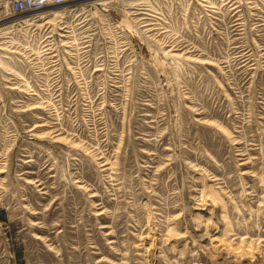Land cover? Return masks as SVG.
Masks as SVG:
<instances>
[{"label": "rangeland", "instance_id": "rangeland-1", "mask_svg": "<svg viewBox=\"0 0 264 264\" xmlns=\"http://www.w3.org/2000/svg\"><path fill=\"white\" fill-rule=\"evenodd\" d=\"M189 1L90 10L42 66L0 28V264H264V0L212 1L210 32Z\"/></svg>", "mask_w": 264, "mask_h": 264}, {"label": "built area", "instance_id": "built-area-1", "mask_svg": "<svg viewBox=\"0 0 264 264\" xmlns=\"http://www.w3.org/2000/svg\"><path fill=\"white\" fill-rule=\"evenodd\" d=\"M177 1V0H175ZM201 1L203 4L204 13L200 15V19L203 18L205 21L206 29H209V32L214 28L217 24V20H219L218 15L220 11L218 7L212 5V1L214 0H196ZM194 0H190V6L193 4ZM181 3L179 2L178 5L174 8H178ZM57 6L64 9V16L60 19H64L65 21L62 22L64 25L59 27L60 33L55 32L54 29H50L49 20H44L43 16H49L48 14H42V11H45L48 7ZM173 6H175L173 4ZM67 10V12L65 11ZM92 10L88 4L86 3H78L77 0H0V23L13 19L14 17H18V21L15 23H7L8 26L16 25L19 27V30H24L22 33L23 36L18 42H11L7 45L10 48V53L15 54L18 58V61L24 65H32V66H42L49 61H55V57L58 56L57 52L52 49L55 39L52 36L54 35H62V36H69L73 37L76 34H83L85 33L90 27H85L87 24L86 18H84L89 11ZM149 12H146L148 15L147 19L152 20L150 24V32H154V35L160 34H167L169 32V25L170 23L165 19L168 17L166 8H160L158 11H153L148 9ZM178 11V10H177ZM188 13V9L186 10ZM27 13H31V15H27V21L22 20L20 15H24ZM53 15V14H50ZM105 15V14H104ZM198 15V13H197ZM38 16L42 17L39 18ZM108 19L103 23V27H107L112 31H117L120 29L118 23H116L115 17L106 14ZM220 16V15H219ZM53 17H56L53 15ZM16 19V18H15ZM40 19L44 20V24H39ZM107 22V23H106ZM6 23V22H5ZM6 25V24H5ZM48 25V27H47ZM77 26L78 28H83L82 31H73L70 29V26ZM42 26V28H40ZM85 27V28H84ZM75 30V29H74ZM92 33L87 34L83 41L80 43V53L87 54L92 50L93 41L92 38L89 37ZM94 35V34H92ZM44 36V37H43ZM43 37V38H42ZM38 38V39H37ZM52 38V40H49ZM39 39H41L39 41ZM72 39V38H71ZM177 39V38H176ZM175 39V40H176ZM74 41L69 40V44H72ZM173 48L188 46L191 47L193 44L185 43L183 44L182 41H173L172 43ZM78 45V44H74ZM74 45L67 46L70 48L71 51H79L74 49ZM193 47V46H192Z\"/></svg>", "mask_w": 264, "mask_h": 264}, {"label": "crops", "instance_id": "crops-1", "mask_svg": "<svg viewBox=\"0 0 264 264\" xmlns=\"http://www.w3.org/2000/svg\"><path fill=\"white\" fill-rule=\"evenodd\" d=\"M94 1V2H93ZM97 1V2H96ZM101 1V2H100ZM77 0V2L78 3H86V4H88V6L92 9V10H97L99 13H101V14H108V15H111V16H116V15H118V13H119V10L121 9V5L123 4V2L124 1H126V0H104V2H103V0ZM117 1V2H116ZM99 2V3H98ZM110 2V3H109ZM49 16H46V17H44L43 16V19L44 20H50V19H52L53 18V16L52 15H50V14H48ZM39 18H42V17H40V16H38ZM43 19H40L41 21H40V23L39 24H44L45 22H44V20ZM47 27H48V25H47ZM50 29H56V27L55 26H53V25H51L50 26ZM70 29H73V31L72 32H74V31H82V29L83 28H78L77 26H75V27H73L72 25L70 26ZM75 29V30H74ZM57 30H58V32L57 33H60V31H59V27L57 28Z\"/></svg>", "mask_w": 264, "mask_h": 264}, {"label": "bare ground", "instance_id": "bare-ground-1", "mask_svg": "<svg viewBox=\"0 0 264 264\" xmlns=\"http://www.w3.org/2000/svg\"><path fill=\"white\" fill-rule=\"evenodd\" d=\"M100 1V0H99ZM110 1V0H109ZM94 2V1H93ZM97 2V1H96ZM101 2V1H100ZM104 2V0H103ZM117 2V1H116ZM99 3V2H98ZM110 3V2H109ZM42 14H53L54 16L56 17H63L64 16V9L63 8H51L50 6L45 10V11H42L41 12ZM23 21L26 20L27 21V18L28 16H24V17H20ZM16 21H18V19H10L8 21H5L6 23L2 22L3 25H0V28H4V27H7L9 24H7L8 22L13 24L15 23ZM1 24V23H0ZM4 24H7V25H4ZM11 27V26H9Z\"/></svg>", "mask_w": 264, "mask_h": 264}]
</instances>
